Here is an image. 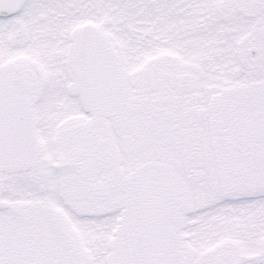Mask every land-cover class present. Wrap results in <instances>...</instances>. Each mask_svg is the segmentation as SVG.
Instances as JSON below:
<instances>
[{
	"label": "snow or ice",
	"instance_id": "obj_1",
	"mask_svg": "<svg viewBox=\"0 0 264 264\" xmlns=\"http://www.w3.org/2000/svg\"><path fill=\"white\" fill-rule=\"evenodd\" d=\"M0 264H264V0H0Z\"/></svg>",
	"mask_w": 264,
	"mask_h": 264
}]
</instances>
